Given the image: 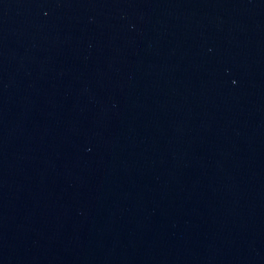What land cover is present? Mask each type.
Returning <instances> with one entry per match:
<instances>
[{
	"label": "water",
	"instance_id": "water-1",
	"mask_svg": "<svg viewBox=\"0 0 264 264\" xmlns=\"http://www.w3.org/2000/svg\"><path fill=\"white\" fill-rule=\"evenodd\" d=\"M0 264H264V5L0 0Z\"/></svg>",
	"mask_w": 264,
	"mask_h": 264
}]
</instances>
